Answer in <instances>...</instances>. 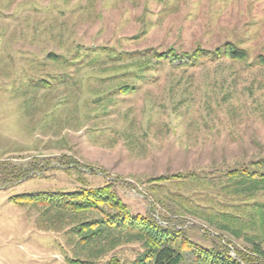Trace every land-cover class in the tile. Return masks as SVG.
Wrapping results in <instances>:
<instances>
[{
    "label": "rangeland",
    "instance_id": "obj_1",
    "mask_svg": "<svg viewBox=\"0 0 264 264\" xmlns=\"http://www.w3.org/2000/svg\"><path fill=\"white\" fill-rule=\"evenodd\" d=\"M226 45L246 58L154 61L146 77L128 74L143 53H224ZM260 159L264 0H0V264L133 260L139 249L81 250L68 233L79 217L17 205L18 197L113 183L131 214L174 219L172 201L218 196L225 171ZM25 169L33 171L21 180L9 174ZM191 173L213 186L151 182ZM182 221L205 248L224 239L245 250L261 239L250 225L231 226L235 236L198 216Z\"/></svg>",
    "mask_w": 264,
    "mask_h": 264
},
{
    "label": "trees",
    "instance_id": "obj_2",
    "mask_svg": "<svg viewBox=\"0 0 264 264\" xmlns=\"http://www.w3.org/2000/svg\"><path fill=\"white\" fill-rule=\"evenodd\" d=\"M226 48L224 53L219 49L216 53H208L202 49L181 54L169 50L152 56L143 53L141 64L133 66L128 74L132 78L142 79L151 70L154 61L185 67L207 60L208 57L213 60L226 58L233 62L244 60L247 56L244 50L229 45ZM137 61L139 60L134 62ZM119 90L122 93H133L136 87L125 86ZM31 171L33 169L14 173L11 170L9 174L13 179L21 180ZM172 179L203 182L205 187L213 186L212 180L195 173L160 177L151 182H169ZM222 179L226 182L220 185L218 196L205 194L206 197L197 198L196 201L182 197L172 201L175 203V210L180 213L172 211L174 219L156 217L151 211L142 216L131 214L113 183L71 193L22 196L18 197L22 198L21 201L13 202L17 205L45 207L46 212L54 211L58 215L66 214L75 219L79 217L81 220L68 233L79 237L77 244L81 250L93 245L111 246L113 250L119 245L134 244L139 247L133 260H121L112 255L108 260L96 261L92 255L85 259L67 258L68 264H264V159L227 170ZM186 215L198 216L211 226L229 231L235 236L240 234L237 230L231 231L230 228H234L231 226L243 225L244 231L250 225V229L256 230L261 239L245 250L233 246L230 250L224 239L219 247L205 248L188 237L184 229L185 222L182 221V217ZM231 251H234L235 256L231 255Z\"/></svg>",
    "mask_w": 264,
    "mask_h": 264
}]
</instances>
